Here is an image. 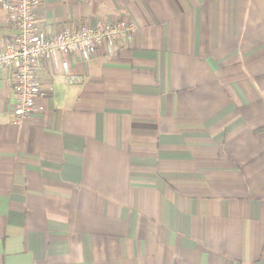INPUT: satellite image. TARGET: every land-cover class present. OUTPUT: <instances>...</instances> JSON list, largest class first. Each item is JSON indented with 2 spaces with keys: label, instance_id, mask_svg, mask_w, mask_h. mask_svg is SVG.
<instances>
[{
  "label": "crops",
  "instance_id": "1",
  "mask_svg": "<svg viewBox=\"0 0 264 264\" xmlns=\"http://www.w3.org/2000/svg\"><path fill=\"white\" fill-rule=\"evenodd\" d=\"M47 33L123 20L43 62L18 126L0 73V264H264V0H39ZM17 34L0 4V49Z\"/></svg>",
  "mask_w": 264,
  "mask_h": 264
},
{
  "label": "built area",
  "instance_id": "2",
  "mask_svg": "<svg viewBox=\"0 0 264 264\" xmlns=\"http://www.w3.org/2000/svg\"><path fill=\"white\" fill-rule=\"evenodd\" d=\"M39 0H0L2 8L13 16L17 34L0 49V73L12 69L14 124L21 126L34 112L40 95L39 73L43 62L56 54L78 57L89 62L103 49L114 55L118 42L126 41L136 28L123 20L97 22L71 29L64 27L47 33L36 19L34 8Z\"/></svg>",
  "mask_w": 264,
  "mask_h": 264
}]
</instances>
